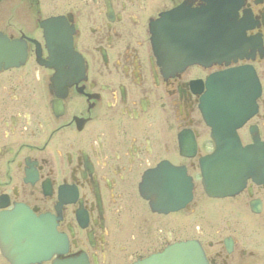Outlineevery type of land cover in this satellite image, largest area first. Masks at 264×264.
<instances>
[{"label": "flooded vegetation", "instance_id": "af4514ba", "mask_svg": "<svg viewBox=\"0 0 264 264\" xmlns=\"http://www.w3.org/2000/svg\"><path fill=\"white\" fill-rule=\"evenodd\" d=\"M163 32L201 62L155 52ZM238 68L260 92L237 143L264 147V0H0V215L24 210L39 243L23 244L33 262L0 244V264H137L192 243L205 264H264V171L207 193L232 142L201 98Z\"/></svg>", "mask_w": 264, "mask_h": 264}, {"label": "water", "instance_id": "95a60500", "mask_svg": "<svg viewBox=\"0 0 264 264\" xmlns=\"http://www.w3.org/2000/svg\"><path fill=\"white\" fill-rule=\"evenodd\" d=\"M258 95L259 84L245 69L231 70L211 77L202 98L201 109L207 124L212 127V132H216L222 121L220 128L223 132L232 134L254 112L255 99ZM234 117H240L242 121L234 123ZM235 163V160L223 158L222 178L217 180L220 181L219 185L216 183L214 189L207 190L210 196L221 198L234 195L241 190L245 179L236 176ZM262 164L259 159H255L254 172L258 171ZM223 173H228V176ZM212 183L214 184L213 179ZM28 219V214L21 209L0 215V222L4 223L5 227V234H2L6 237L5 245L13 243L16 245L13 250L25 251L23 244L31 242L25 238L27 236L25 227L30 226ZM27 229L32 231V226ZM138 264H205V260L199 248L192 243L190 248L189 245L181 244L172 246Z\"/></svg>", "mask_w": 264, "mask_h": 264}]
</instances>
